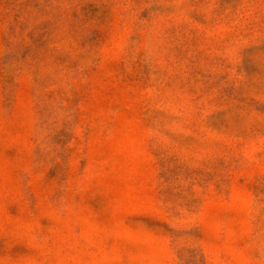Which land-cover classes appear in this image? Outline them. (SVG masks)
Wrapping results in <instances>:
<instances>
[{
    "label": "rangeland",
    "instance_id": "1",
    "mask_svg": "<svg viewBox=\"0 0 264 264\" xmlns=\"http://www.w3.org/2000/svg\"><path fill=\"white\" fill-rule=\"evenodd\" d=\"M14 16L54 52L7 73ZM180 248L264 264V0H0V264Z\"/></svg>",
    "mask_w": 264,
    "mask_h": 264
},
{
    "label": "trees",
    "instance_id": "2",
    "mask_svg": "<svg viewBox=\"0 0 264 264\" xmlns=\"http://www.w3.org/2000/svg\"><path fill=\"white\" fill-rule=\"evenodd\" d=\"M49 29L46 20L36 21L34 24L19 22L15 16L7 25V49L3 55L2 67L5 72L22 66L27 60L28 66L37 65L40 60H47L50 53L54 52L51 47ZM7 79L10 77L6 75ZM177 255L182 264H200L193 249L180 248Z\"/></svg>",
    "mask_w": 264,
    "mask_h": 264
}]
</instances>
